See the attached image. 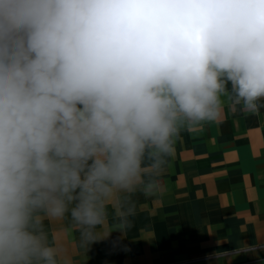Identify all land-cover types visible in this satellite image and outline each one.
<instances>
[{
	"label": "clouds",
	"instance_id": "clouds-1",
	"mask_svg": "<svg viewBox=\"0 0 264 264\" xmlns=\"http://www.w3.org/2000/svg\"><path fill=\"white\" fill-rule=\"evenodd\" d=\"M225 99H264V0H0V264L130 252L135 195Z\"/></svg>",
	"mask_w": 264,
	"mask_h": 264
},
{
	"label": "crops",
	"instance_id": "crops-1",
	"mask_svg": "<svg viewBox=\"0 0 264 264\" xmlns=\"http://www.w3.org/2000/svg\"><path fill=\"white\" fill-rule=\"evenodd\" d=\"M258 111L228 101L214 121L185 125L159 192L137 193L126 234L89 252L64 241L73 264H264V99ZM51 236L61 242L57 226Z\"/></svg>",
	"mask_w": 264,
	"mask_h": 264
}]
</instances>
